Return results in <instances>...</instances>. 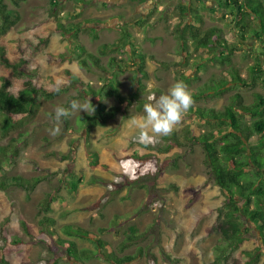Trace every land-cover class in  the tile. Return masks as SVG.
<instances>
[{
	"label": "rangeland",
	"instance_id": "1",
	"mask_svg": "<svg viewBox=\"0 0 264 264\" xmlns=\"http://www.w3.org/2000/svg\"><path fill=\"white\" fill-rule=\"evenodd\" d=\"M2 1L20 14L17 25L3 39L6 55L27 63L22 73L15 75L0 63V78L9 79L15 90L26 81L48 88L59 81L64 91L44 100L34 117L11 116L15 127L0 142V146L15 144L11 139L18 143L17 156L10 163L3 162L6 153H0L6 176L45 179L29 199L20 188H0V264H77L67 252L69 244H60L50 234L53 230L69 239L62 232L65 225L99 234L119 256L134 255L141 249L140 258L132 264H172L168 256L179 258L178 264H214L220 241L215 227L226 198L215 184L202 146L185 139L187 130L196 134V130L209 127L188 109L169 134L150 133L153 138L144 143L138 139L139 130L128 127L127 120L142 115V105L166 93L180 74L199 75L188 85L191 89H203V84L220 77L224 80L212 85L225 86L230 66L220 65L213 49H195L191 40L184 49L176 34L179 23L186 20L200 31L223 29L228 42L237 47L230 56L231 66L240 69L249 82V68L255 64L250 51L258 50L257 40L239 37L225 7H217L220 0H58L54 11L52 0H26L19 8L11 0ZM129 43L145 55L148 77L142 82L135 66L139 58ZM104 44L117 46L103 54ZM78 45L99 57L104 69L83 68L80 61L84 56H80ZM152 57L168 63V68L156 65ZM112 58L116 59L113 66ZM123 68L115 85L125 97L138 96L132 104H119L114 97L104 99L106 111L119 107L115 116L97 124H80L81 115H93L94 111H74L61 119L58 134L50 135L49 130L57 126L51 118L56 106L73 99L83 102L85 97L92 104L84 87L106 89L108 78ZM67 70L82 83L71 82ZM262 75L264 78V64ZM238 90L251 105L256 94L264 95V84L259 81L256 86L232 89L192 105L222 111ZM94 153L105 168L92 167ZM74 173L83 183L72 192L66 186ZM54 191L63 203L54 204L51 216L56 224L46 228L40 224V205ZM244 224L243 242L228 264H248L249 259L240 255L242 251L253 254L256 260L250 264H264L260 234L250 221L244 219ZM132 228L138 230L137 242L121 251L120 244ZM100 229L106 232L100 233ZM70 240L78 249H94L88 240ZM84 264L115 263L102 257Z\"/></svg>",
	"mask_w": 264,
	"mask_h": 264
},
{
	"label": "trees",
	"instance_id": "2",
	"mask_svg": "<svg viewBox=\"0 0 264 264\" xmlns=\"http://www.w3.org/2000/svg\"><path fill=\"white\" fill-rule=\"evenodd\" d=\"M11 1L14 7L19 8L21 3L26 0ZM52 2H54L52 5V11H54L58 0H52ZM224 7L226 13L232 17L233 23L236 24L240 38L247 40L248 37H253L258 42V50L254 49L253 52L250 51L255 58V64L249 68L251 81H247L242 76L240 69L231 66L232 59L230 56L235 52L237 47L228 42L223 29L212 27L200 31L185 20V22L179 23L176 27L177 38L182 43L183 48L186 49L187 47L185 46L188 40H191L194 43L195 49H213L219 55L216 56L218 63L222 66H230L224 77L227 78V81L225 79L226 84L221 88L213 86L212 84L223 81L224 79L222 77L203 84V89H200L202 86L197 89H191L188 88V85L196 81L199 75L196 74L194 77H190L180 74L178 79L187 85L193 101L219 97L227 91L236 88L256 86L259 81H261V84H264L262 75L264 64V0H225ZM249 18L254 19L256 27L249 22ZM19 19V12L16 9H10L1 0L0 63L14 75L22 73V68L27 62L25 59H20L19 62L10 60L6 55L3 39L17 25ZM59 27L63 28L61 24ZM129 45L133 47V55L137 59L139 58V63L135 66L138 67L137 74H140V82H142L141 80L148 77L145 55L138 53L135 45L130 43ZM116 46V44H104L101 46L102 53L105 54L107 53L106 51L113 50ZM78 49L80 56H84L80 61V65L83 68H89L93 65L98 69H104L99 57L87 53L82 45H78ZM228 50L232 53L230 54L229 52L225 55ZM84 53L86 55H82ZM115 60V58H112L110 62L112 66ZM152 60L156 65L162 66L163 68H168L169 66L168 63L158 61L153 57ZM197 67L201 70L199 65ZM124 71V68L115 71L108 78L109 86L106 89L84 87V92L91 97L94 113L93 115H81L79 117L80 124H86L89 121L92 124H97L106 118L115 116L119 107H112L109 111H106V106L102 103L104 99L114 97L118 100L119 104H132L134 102V99L138 97L136 94L125 97L119 88H117V85H115L118 75ZM66 73L69 78L71 77V82L82 83L81 79L70 70H67ZM0 81V142L7 138L11 130L15 127V121L10 119L11 116L34 117L44 100H52L64 91V87L61 84L60 91L56 92L54 87L48 88L46 85L37 86L31 81H26L22 88L15 90L11 88V81L9 79L0 78ZM201 90L203 91L201 92ZM69 104L70 101L65 107H68ZM189 111L196 114L198 122L209 127L207 131L196 130V134H192L187 130L185 139L191 142L192 145L199 144L202 146L205 153V162L212 171L215 184L226 198L225 205L221 210L224 213L218 217L215 227L220 241L215 247L216 256L214 264H228L235 254L234 252L240 249L243 242V235L246 230L244 219L252 223L264 243V95L256 94L254 102L248 105L238 90V92L231 96L230 104L222 111H217L212 107L207 108L194 105H191ZM175 140L178 141L176 138ZM14 142L15 144L12 145L0 146V153H6L4 156L5 161H3L5 163H10V159L17 156L18 143L16 140L11 139V143ZM9 152L11 156H8ZM90 160L92 167H106V165L100 163L99 156L95 153L91 155ZM76 175L77 173L71 174V178L67 183L68 186H66L72 192L77 191L79 185L83 183L82 177L79 176L76 179ZM44 180L43 177H36L29 180L21 177H8L0 165V188H20L25 191L27 199L30 198L31 193ZM56 203L61 205L63 202H61V198L54 191L40 205V224L42 226L46 228L55 226L56 221L51 214L54 211V204ZM62 232L69 239H62L53 230L50 231V234L60 244H69L67 252L77 264H84L92 258L101 259L102 257L115 264H132L141 255V249H138L139 252L134 255L119 256L113 252L109 243L99 234L90 232L78 225H65L62 228ZM99 232L104 233L106 230L100 229ZM137 232L138 230L135 228L131 229L130 234L120 244L121 251L137 242ZM70 238L88 240L93 243L94 249H78L76 243L70 240ZM106 249H108V252H105ZM240 255L249 259L247 261L248 264L256 260L253 254L247 251L240 252ZM167 261L172 264H178L177 262H180V259L168 256Z\"/></svg>",
	"mask_w": 264,
	"mask_h": 264
},
{
	"label": "clouds",
	"instance_id": "3",
	"mask_svg": "<svg viewBox=\"0 0 264 264\" xmlns=\"http://www.w3.org/2000/svg\"><path fill=\"white\" fill-rule=\"evenodd\" d=\"M53 87L56 92H59L60 82L57 81ZM148 99L152 101L153 97L150 96ZM192 103V95L187 85L182 80H177L166 93L156 97L154 102H145L142 105L143 114L138 117H130L127 120V126L138 129V139L147 143L153 138L150 133L155 135L169 134ZM88 110L93 112L94 108L90 99L86 97L83 102L73 99L68 107L56 106L51 118L57 122V126L49 130L50 135L55 136L58 134V125L63 117H67L74 111L87 112Z\"/></svg>",
	"mask_w": 264,
	"mask_h": 264
},
{
	"label": "crops",
	"instance_id": "4",
	"mask_svg": "<svg viewBox=\"0 0 264 264\" xmlns=\"http://www.w3.org/2000/svg\"><path fill=\"white\" fill-rule=\"evenodd\" d=\"M248 20H249V22H250L253 26L256 25V23H255V21H254L253 18H249ZM238 35H239V31H238ZM239 37H240V35H239ZM251 38H253V37H250L249 39H248V38H247V39L250 40ZM248 40H247V41H248Z\"/></svg>",
	"mask_w": 264,
	"mask_h": 264
},
{
	"label": "flooded vegetation",
	"instance_id": "5",
	"mask_svg": "<svg viewBox=\"0 0 264 264\" xmlns=\"http://www.w3.org/2000/svg\"><path fill=\"white\" fill-rule=\"evenodd\" d=\"M224 1L225 0H220V2H218V4H217V7L220 8L219 5H221V7L224 8L223 7L224 6Z\"/></svg>",
	"mask_w": 264,
	"mask_h": 264
}]
</instances>
